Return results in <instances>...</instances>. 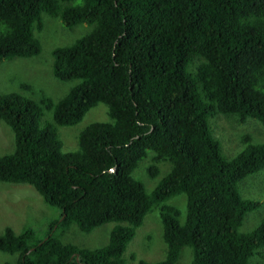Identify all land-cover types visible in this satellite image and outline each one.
I'll return each instance as SVG.
<instances>
[{"label": "trees", "instance_id": "16d2710c", "mask_svg": "<svg viewBox=\"0 0 264 264\" xmlns=\"http://www.w3.org/2000/svg\"><path fill=\"white\" fill-rule=\"evenodd\" d=\"M43 13L66 28L87 24L52 50L53 77L76 82L57 100L0 93V122L14 135L13 151L0 155V182L28 183L58 217L43 236L6 225L0 252L15 255L14 264H127L128 242L158 207L165 256L137 264H176L183 246L192 264H264L250 262L262 254L264 217L240 230L260 202L238 190L264 169V142L245 135L244 148L225 157L209 125L220 113L264 127V0H0V61L39 53ZM99 103L107 120L81 125L75 145L67 142L60 129L78 126ZM165 162L146 192L136 170L157 178ZM179 193L183 221L164 203ZM109 221L101 247L55 233Z\"/></svg>", "mask_w": 264, "mask_h": 264}, {"label": "rangeland", "instance_id": "374dc122", "mask_svg": "<svg viewBox=\"0 0 264 264\" xmlns=\"http://www.w3.org/2000/svg\"><path fill=\"white\" fill-rule=\"evenodd\" d=\"M44 27L38 33L41 49L38 54L30 56H13L0 61V93L19 92L24 95L38 98L49 96L54 100L64 95L76 81H60L52 75V50L55 45H64L73 42L84 35L87 24H78L66 28L59 19L51 18L43 13ZM24 84L30 88L25 89ZM47 116L48 113H47ZM107 106L97 104L91 108L77 126H67L60 129L61 136L66 141L75 145L76 131L95 120H107ZM233 123V124H230ZM209 125L213 136L219 141L225 157H232L244 148L243 136L248 135L253 142H264V127L253 118L244 122L227 119L220 113H215L209 118ZM68 147V146H67ZM14 149V135L4 122H0V155L10 153ZM160 174L151 178L145 170H136L135 175L144 183L146 192H150L159 179L168 171L169 163H160ZM238 190L243 198L258 200L259 206L245 213L240 225V230L245 232L253 229L264 217V169L248 175L238 182ZM37 192L28 183L0 182V233L6 225L18 232L25 226H34L37 234L43 236L46 226L57 218L56 209L46 204H39ZM36 197V198H35ZM165 204L175 206L179 211L180 221L185 217V194L173 195L164 201ZM158 207H152L143 218L142 223L136 228L135 234L128 242L124 256L130 254L133 259L126 260L127 264H137L139 259L157 261L165 256L166 245L162 239V225ZM115 222L102 223L89 232L81 231L74 222L65 228H57L56 235L65 242L85 247H101L108 241L109 232ZM15 255L0 252V264H14ZM264 261V247L262 254H254L250 262ZM176 264H192L191 249L188 246L181 248Z\"/></svg>", "mask_w": 264, "mask_h": 264}, {"label": "clouds", "instance_id": "9594fccd", "mask_svg": "<svg viewBox=\"0 0 264 264\" xmlns=\"http://www.w3.org/2000/svg\"><path fill=\"white\" fill-rule=\"evenodd\" d=\"M114 169V168H113Z\"/></svg>", "mask_w": 264, "mask_h": 264}]
</instances>
